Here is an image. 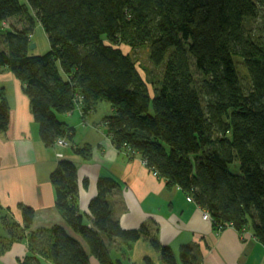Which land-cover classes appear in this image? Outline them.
<instances>
[{
	"label": "trees",
	"instance_id": "16d2710c",
	"mask_svg": "<svg viewBox=\"0 0 264 264\" xmlns=\"http://www.w3.org/2000/svg\"><path fill=\"white\" fill-rule=\"evenodd\" d=\"M37 22L50 42L45 53L29 47ZM139 48L161 68L157 82L136 62L132 51ZM2 67L22 82L47 147L73 140L66 115L91 114L107 103L103 124L114 146L139 153L218 229L251 230L264 244V0H0ZM10 116L0 92V132ZM74 152L90 155L88 146ZM50 179L56 207L101 264H121L104 237L150 235L115 218L107 197L116 186L112 178L100 177L89 201L93 225L79 210L77 163L60 159ZM20 207L23 225L11 226L0 205V252L22 240L21 228L33 222L34 208ZM35 234L28 244L33 254L54 264H90L62 226L39 239ZM150 241L166 264H180L170 246ZM180 257L183 264H203L191 243L181 246Z\"/></svg>",
	"mask_w": 264,
	"mask_h": 264
},
{
	"label": "crops",
	"instance_id": "0c3cea01",
	"mask_svg": "<svg viewBox=\"0 0 264 264\" xmlns=\"http://www.w3.org/2000/svg\"><path fill=\"white\" fill-rule=\"evenodd\" d=\"M2 89V90H1ZM0 90L11 108L7 131L0 132V205L23 225L20 204L32 206L34 219L22 240L0 255V264H20L29 258L33 264H54L29 249L31 233L42 238L54 226H62L76 238L90 255V264H101L90 246L56 207L55 189L50 175L60 158L58 146L47 147L39 134V124L32 113L29 97L22 82L7 68H0ZM111 106L105 103L89 114L94 123L103 121ZM75 127L73 142L87 146L88 158L72 148L61 149L64 157L79 167L78 206L84 220L93 225L88 212L89 201L98 193L100 177H110L115 188L107 193L115 218L128 229L146 227L150 235L136 240L108 239L112 259L121 264H166L161 250L151 243L156 237L172 248L180 264L181 246L191 243L203 264H264V244L250 231L240 232L230 225L221 230L210 219H204V208L187 199L178 186L153 173L141 155L130 156L111 142L106 126L82 128L79 110L64 117ZM31 232V233H30ZM19 260V261H18Z\"/></svg>",
	"mask_w": 264,
	"mask_h": 264
},
{
	"label": "rangeland",
	"instance_id": "374dc122",
	"mask_svg": "<svg viewBox=\"0 0 264 264\" xmlns=\"http://www.w3.org/2000/svg\"><path fill=\"white\" fill-rule=\"evenodd\" d=\"M256 21L261 22L260 19L255 20V22ZM255 26H257V24ZM32 38H33V41L37 43V46L35 48L31 49L33 52L45 53L46 51H48L50 49V42H49L48 36H47L46 32L44 31L42 25L39 22H37L35 25ZM132 53L134 55L136 62L139 64L140 68L142 69V71L145 72V75L148 78V80L151 81V80L155 79L157 82L158 78L161 76V68L152 63V61L150 60V58L148 56L147 49L146 48H139L137 50L135 49L134 51H132ZM1 90H0V92H1ZM2 93H4V92L2 91ZM104 105H105V103L102 104V106H104ZM79 112L82 116V118H81L82 128L85 129L86 127L88 128L89 126H94L100 130L103 127H105V125L103 124V121L99 122V124L94 123L93 121H91L90 119L87 118V117H89V114H87V115L83 114L81 110H79ZM61 140L62 141H58L56 144V146H58V148H60V151H57L56 153L60 158H63L64 154H63V151L61 149L72 148V150L74 151L78 145L75 144L72 140H68L67 138H65V139L63 138ZM125 152L130 156H131V154H133L132 151H130L131 154H129V152H127L126 149H125ZM8 211L10 212L9 209H6L7 215L4 216V220H5L6 224H11V226H13L12 221H14V222H16V221L11 217V213H9ZM0 214H1V212H0ZM1 218H2V216L0 217V219ZM203 218L206 219L204 217V214H203ZM21 230H22L23 234L25 235V237L28 236L27 230H25L23 227L21 228ZM3 253H4L3 251L0 252V255H2ZM19 263L21 264L20 261H19Z\"/></svg>",
	"mask_w": 264,
	"mask_h": 264
},
{
	"label": "water",
	"instance_id": "95a60500",
	"mask_svg": "<svg viewBox=\"0 0 264 264\" xmlns=\"http://www.w3.org/2000/svg\"><path fill=\"white\" fill-rule=\"evenodd\" d=\"M37 46V43L36 42H32L31 44H30V49H33V48H35Z\"/></svg>",
	"mask_w": 264,
	"mask_h": 264
},
{
	"label": "built area",
	"instance_id": "2783aa9c",
	"mask_svg": "<svg viewBox=\"0 0 264 264\" xmlns=\"http://www.w3.org/2000/svg\"><path fill=\"white\" fill-rule=\"evenodd\" d=\"M59 141H62V140L60 139ZM154 174H156V172H154ZM204 217H205L206 219H209V218H210L209 214H207V213H204Z\"/></svg>",
	"mask_w": 264,
	"mask_h": 264
}]
</instances>
